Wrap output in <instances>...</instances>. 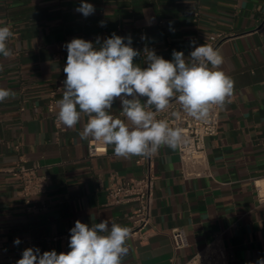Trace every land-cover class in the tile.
<instances>
[{
    "label": "crops",
    "instance_id": "1",
    "mask_svg": "<svg viewBox=\"0 0 264 264\" xmlns=\"http://www.w3.org/2000/svg\"><path fill=\"white\" fill-rule=\"evenodd\" d=\"M81 2L0 0V26L14 33L12 57H0V86L16 94L0 102V264H16L29 247L70 251L77 220L130 226L132 204H110L107 188L114 175L137 178L147 166L139 156L117 157L112 145L107 155L88 157L89 139L79 136L86 116L72 129L55 122L66 79L64 45L73 38L102 42L113 33L132 37L142 67L145 47L171 60L173 50L187 57L192 40L196 46L218 40L220 67L234 81L219 132L206 142L211 176L185 179L177 148L162 146L153 156L151 236L142 242L131 234L123 264H185L216 238L224 240L230 264H256L264 258V186L260 201L256 185H264V0H85L95 7L88 17L76 11ZM119 110L117 99L113 114ZM19 163L48 178L32 205L11 172ZM174 227L187 238L181 250L171 239Z\"/></svg>",
    "mask_w": 264,
    "mask_h": 264
},
{
    "label": "clouds",
    "instance_id": "2",
    "mask_svg": "<svg viewBox=\"0 0 264 264\" xmlns=\"http://www.w3.org/2000/svg\"><path fill=\"white\" fill-rule=\"evenodd\" d=\"M76 11L88 17L95 7L82 0ZM13 36L10 26H0V57H12L8 41ZM190 43L194 50L187 57L173 50L171 60L145 47L146 66L142 67L135 63L142 53L132 47L130 35L113 33L102 42L97 38L95 43L73 38L64 45L66 79L62 82V99L57 102V120L72 129L88 117L80 140L92 138L112 145L117 157L151 158L162 146L175 150L184 141L183 129L173 127L169 119L158 118L159 113L175 102L179 109L170 112L171 119L180 121L186 115L206 122L212 110L223 108L234 92L233 79L220 67L224 62L220 51L211 45L196 46L195 40ZM3 69L0 62V71ZM15 95L0 86V102ZM117 99L119 116L113 114ZM130 236L131 229L111 220L91 225L77 220L70 229V251L41 254L39 248L29 247L16 264H123ZM19 244L16 238L14 245ZM256 264H264V258Z\"/></svg>",
    "mask_w": 264,
    "mask_h": 264
},
{
    "label": "built area",
    "instance_id": "3",
    "mask_svg": "<svg viewBox=\"0 0 264 264\" xmlns=\"http://www.w3.org/2000/svg\"><path fill=\"white\" fill-rule=\"evenodd\" d=\"M218 40L209 41L216 49ZM56 91L52 92L49 103L50 111H53ZM179 105L173 102L171 107L164 113H159L158 118L169 119L173 127L183 129L184 141L177 147L181 160V173L185 179L201 178L211 176L209 159L206 151V142L209 137L216 136L220 128L221 108L212 110L210 118L205 121H198L184 115L180 121L170 118V112L178 110ZM119 116V115H116ZM56 126L61 127V123L55 118ZM88 157H101L108 154V145L97 142L92 138L88 140ZM152 158H138L137 162L147 166L145 173L137 178L121 177L114 175L107 188V197L110 204H132V213L129 215L131 234L145 242L151 236L153 194L155 184V174L152 168ZM12 174L20 182V194L27 205H32L31 198L46 192L48 178L39 175L37 166H26L19 163L11 168ZM257 185L259 200H263V194L259 184ZM171 239L176 250H181L187 246V238L181 227H174L171 230ZM231 260L222 238H216L201 250L195 252L185 264H230Z\"/></svg>",
    "mask_w": 264,
    "mask_h": 264
},
{
    "label": "bare ground",
    "instance_id": "4",
    "mask_svg": "<svg viewBox=\"0 0 264 264\" xmlns=\"http://www.w3.org/2000/svg\"><path fill=\"white\" fill-rule=\"evenodd\" d=\"M258 184H259V186H261L262 191H263V187H262V186H264L263 183H261V184H262V185H261L260 182H258ZM263 192H264V191H263Z\"/></svg>",
    "mask_w": 264,
    "mask_h": 264
}]
</instances>
